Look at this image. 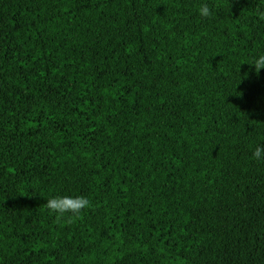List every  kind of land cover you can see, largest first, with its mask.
<instances>
[{"label": "trees", "instance_id": "trees-1", "mask_svg": "<svg viewBox=\"0 0 264 264\" xmlns=\"http://www.w3.org/2000/svg\"><path fill=\"white\" fill-rule=\"evenodd\" d=\"M258 55L264 0H0V264H264Z\"/></svg>", "mask_w": 264, "mask_h": 264}, {"label": "clouds", "instance_id": "clouds-1", "mask_svg": "<svg viewBox=\"0 0 264 264\" xmlns=\"http://www.w3.org/2000/svg\"><path fill=\"white\" fill-rule=\"evenodd\" d=\"M198 11L201 18H209L213 15L212 6L208 3L202 4ZM248 65L253 67L256 74H259L260 70L264 69V55L256 56ZM251 158L258 163H264V143L255 147L251 153ZM88 206L89 200L82 195H54L46 201V208L61 217L65 215L77 216Z\"/></svg>", "mask_w": 264, "mask_h": 264}]
</instances>
